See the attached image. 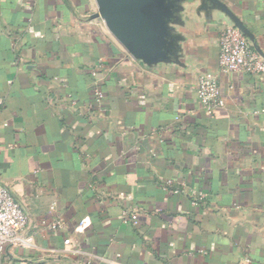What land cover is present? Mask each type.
I'll return each instance as SVG.
<instances>
[{"label":"crops","instance_id":"obj_1","mask_svg":"<svg viewBox=\"0 0 264 264\" xmlns=\"http://www.w3.org/2000/svg\"><path fill=\"white\" fill-rule=\"evenodd\" d=\"M228 1L264 57V0ZM97 12L0 0V184L33 237L0 264H264V76L220 70L233 23L187 1L182 64L150 67ZM206 73L222 108L200 101ZM166 179L186 187L166 192Z\"/></svg>","mask_w":264,"mask_h":264},{"label":"water","instance_id":"obj_2","mask_svg":"<svg viewBox=\"0 0 264 264\" xmlns=\"http://www.w3.org/2000/svg\"><path fill=\"white\" fill-rule=\"evenodd\" d=\"M195 0H95L109 32L134 59L153 67L161 63L182 64L185 35L184 3ZM202 9L228 18L250 41L254 33L228 0H198Z\"/></svg>","mask_w":264,"mask_h":264},{"label":"built area","instance_id":"obj_3","mask_svg":"<svg viewBox=\"0 0 264 264\" xmlns=\"http://www.w3.org/2000/svg\"><path fill=\"white\" fill-rule=\"evenodd\" d=\"M219 68L224 73L246 72L254 76H264V57L254 49L248 37L238 27L232 25L225 28L219 35ZM197 93L202 104L209 110L222 108L226 104L219 82L212 73H206L200 77ZM97 95L100 98L103 96L99 91ZM185 187L184 181L176 182L173 179H166L162 183V189L171 193H178ZM203 197L204 194L199 193L192 203L197 205L199 199ZM123 215L133 225L139 224L136 212L125 210ZM28 223L29 217L23 206L7 187L0 184V253L7 243L13 242L25 247L31 245L33 237L24 233ZM62 224L60 219H55L48 227L56 230ZM108 264H115V262L110 261Z\"/></svg>","mask_w":264,"mask_h":264}]
</instances>
